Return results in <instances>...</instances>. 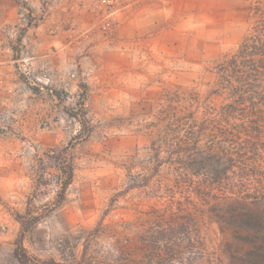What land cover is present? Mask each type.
Returning <instances> with one entry per match:
<instances>
[{
	"label": "rangeland",
	"instance_id": "obj_1",
	"mask_svg": "<svg viewBox=\"0 0 264 264\" xmlns=\"http://www.w3.org/2000/svg\"><path fill=\"white\" fill-rule=\"evenodd\" d=\"M258 1L0 0V264H264L219 212L150 195L163 111L205 97Z\"/></svg>",
	"mask_w": 264,
	"mask_h": 264
},
{
	"label": "trees",
	"instance_id": "obj_2",
	"mask_svg": "<svg viewBox=\"0 0 264 264\" xmlns=\"http://www.w3.org/2000/svg\"><path fill=\"white\" fill-rule=\"evenodd\" d=\"M250 14L253 22L239 46L208 70L213 79L205 97L175 94L163 111L169 123L156 155H166L159 165L168 170L154 172L169 197L150 194L181 206L178 190L188 194L187 205L219 212L235 239L252 244L247 253L264 243V216L255 212L264 207V1Z\"/></svg>",
	"mask_w": 264,
	"mask_h": 264
}]
</instances>
